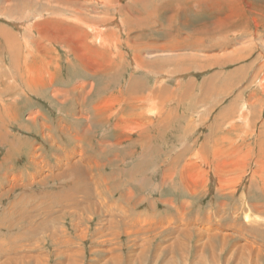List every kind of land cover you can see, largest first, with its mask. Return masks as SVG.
Wrapping results in <instances>:
<instances>
[{
    "label": "rangeland",
    "instance_id": "1",
    "mask_svg": "<svg viewBox=\"0 0 264 264\" xmlns=\"http://www.w3.org/2000/svg\"><path fill=\"white\" fill-rule=\"evenodd\" d=\"M136 1L0 0V176L16 179L0 178L11 189L0 193V264H68L72 252L71 264H264V0ZM205 24L204 50L141 48ZM190 52L195 61L176 60ZM79 84L74 105L54 94ZM20 142L33 144V173ZM72 164L78 179L42 187L27 175ZM52 189L67 214L45 196L22 203L25 190Z\"/></svg>",
    "mask_w": 264,
    "mask_h": 264
},
{
    "label": "bare ground",
    "instance_id": "2",
    "mask_svg": "<svg viewBox=\"0 0 264 264\" xmlns=\"http://www.w3.org/2000/svg\"><path fill=\"white\" fill-rule=\"evenodd\" d=\"M136 1V0H135ZM161 1H163V0H161ZM197 1H200V2H202V1H204V0H179V3L177 4V5H171V7L173 8V9H175V10H178L182 5H185V4H187L188 6H189V4H194L195 2H197ZM208 1V0H207ZM137 2V1H136ZM69 3V2H68ZM72 3V2H71ZM146 3H148V2H142V4L144 5V4H146ZM162 3V2H161ZM161 3H158L159 5L161 4ZM140 4V3H139ZM149 4H150V2H149ZM153 4V6H155V7H159V5L158 4H156V5H154V3H152ZM209 4V3H208ZM151 5V4H150ZM71 6V5H70ZM196 6H197V3H196ZM196 6H195V8H196ZM198 7V6H197ZM201 8L203 7L202 5L200 6ZM207 7V6H206ZM167 8V6L165 5V9ZM205 8V7H204ZM209 10V9H208ZM137 11V10H136ZM185 12V11H184ZM124 14H126V12L124 13ZM186 14V13H185ZM173 16V15H172ZM186 16V15H185ZM197 16V15H196ZM81 19V18H80ZM145 20L146 19H148V17L146 18V16H145V18H144ZM123 20V19H122ZM135 21V20H134ZM142 22L144 21L143 19L141 20ZM141 21H139V22H141ZM213 22H214V20H213ZM215 22H217L218 23V21H215ZM92 23V22H91ZM138 24V22L136 21L135 22V24ZM184 23V22H183ZM187 23H189V22H187ZM186 24V23H185ZM216 24V23H215ZM128 25H134V22H133V20H131L129 23H128ZM139 25V24H138ZM190 25V24H189ZM220 25V24H219ZM92 26V25H91ZM143 26V25H142ZM216 26H218V25H216ZM215 26V27H216ZM205 27H207L206 26V24L205 25H199V26H196V27H194V28H197V30L195 31V32H193L190 36H188V37H184V36H182L181 34H176V33H174V34H167L166 36H167V38H166V36H165V40L164 41H156V43L153 45V44H150L148 47H146V42L145 43H143V42H140V44L141 43H143L144 45L143 46H141V48L142 49H146V48H148V49H154V50H158V51H164V52H172V51H178V50H190V51H193V53H194V51H200V50H204V49H206V48H204V46H203V43H204V40H203V38H204V36H203V38L200 36V31L202 30V29H204ZM226 27V25H224V26H220V27H218V28H215V29H220L221 31H223L224 30V28ZM188 28V27H187ZM193 28V29H194ZM212 28H214V27H212ZM90 29H92V28H90ZM100 29H102V28H100ZM217 31V34H219V36L221 35L222 36V33H220V31H218V30H215V32ZM179 32H181V31H179ZM189 32H191V31H189ZM212 32H213V30H212ZM241 33V32H240ZM147 35V34H146ZM138 36V35H137ZM224 36V35H223ZM141 37V36H140ZM139 37V38H140ZM149 37V36H148ZM213 37V36H212ZM216 37V36H215ZM214 37V38H215ZM217 37H218V35H217ZM227 37V36H226ZM207 38V37H206ZM205 38V39H206ZM221 38V37H220ZM220 38L218 39V41L220 40ZM88 39V38H87ZM221 39H224V37H222ZM208 40V39H207ZM213 40V39H212ZM211 40V41H212ZM216 41V40H215ZM138 43V42H137ZM135 44H136V42H135ZM128 45V44H127ZM130 45V44H129ZM209 46V45H208ZM133 47V46H132ZM136 47H138L137 45H136ZM213 49H216V50H219V51H222V50H224V48L226 47V46H224L223 44H214L213 46H211ZM204 48V49H203ZM138 51H139V48H138ZM179 52V51H178ZM193 53H191L190 52V54L188 55V53L186 54V56H184V54H178V55H176V60H178L180 63H181V61H184V60H189V62H191V61H195V59H194V57H197V56H195V54H193ZM137 56V55H136ZM161 56V55H160ZM189 56V57H188ZM138 57V56H137ZM204 59V58H203ZM202 59V60H203ZM208 61L210 60V58H206ZM212 59V58H211ZM211 61V60H210ZM210 61H209V63H210ZM213 61H214V63L215 62H217V61H219V60H217L215 57L213 58ZM185 62V61H184ZM178 63V62H177ZM209 63H207V64H209ZM213 63V64H214ZM218 63V62H217ZM221 63V62H220ZM91 64V63H90ZM149 64V63H148ZM210 64H212V63H210ZM212 64V65H213ZM216 64V63H215ZM186 65V64H185ZM202 65H204V64H202ZM219 65V64H218ZM93 67H94V65H92ZM223 66V65H222ZM88 67V66H87ZM95 71V70H94ZM147 71V70H146ZM24 81V80H23ZM53 81H51V83H52ZM263 82H264V80H263ZM26 83V82H25ZM27 85V84H26ZM45 85V84H44ZM54 85V84H53ZM85 85H77V86H73V87H71V88H69V89H64V90H60V91H55L54 92V94H57L58 92H61L62 93V95L63 96H65L66 98H69V99H71V102H72V105H74L73 103L74 102H76V103H78L79 101H80V98H81V95L84 93V91H85V87H84ZM91 87H93L92 86V84H91ZM106 86H104V88H105ZM128 87V86H127ZM163 87V86H162ZM121 88V87H120ZM98 89V88H97ZM52 90V89H51ZM126 90H127V88H126ZM90 91V90H89ZM88 92V91H87ZM92 92V91H91ZM126 93V92H125ZM54 94H53V97L55 98V96H54ZM122 94H123V92H122ZM131 94V93H130ZM87 95H88V93H87ZM111 95V94H110ZM132 95V94H131ZM83 96V95H82ZM89 96V95H88ZM128 97V96H127ZM132 97V96H131ZM83 99V98H82ZM68 100V99H67ZM84 101V100H83ZM65 102V101H64ZM85 103V102H84ZM118 104V103H117ZM82 105V104H81ZM68 106V105H67ZM72 108V107H71ZM140 108V107H139ZM145 108V107H144ZM80 109V108H79ZM154 108H151V111L150 112H152V113H154ZM80 111V110H79ZM82 112V111H81ZM83 114V113H82ZM78 115V114H77ZM81 115V114H80ZM151 115V114H150ZM155 115V114H154ZM79 116V115H78ZM77 116V117H78ZM30 117V116H29ZM33 117V116H32ZM75 118V117H74ZM36 118L35 117H33V118H31L30 119V121H32L31 122V124L32 125H35L36 123H35V120ZM78 119V118H77ZM85 119V118H84ZM88 120V119H87ZM123 120V119H122ZM60 121V120H59ZM59 121H57V122H59ZM86 124V123H85ZM133 124V123H132ZM37 125V124H36ZM57 125H58V123H57ZM43 127V126H42ZM43 130V129H42ZM66 132V131H65ZM39 134V133H38ZM50 136H52L51 134H50V132H49V134H48V137L50 138ZM60 138H63V137H65L66 138V136H64V135H58ZM41 137V136H40ZM46 137V136H45ZM52 138V137H51ZM50 138V139H51ZM49 139V140H50ZM53 139V138H52ZM71 139H72V137H71ZM71 139H70V141H71ZM54 140V139H53ZM52 140V141H53ZM43 141V139H42V137H41V142ZM47 141V139H45V141L44 142H46ZM51 141V140H50ZM78 141H80V138H78ZM101 141V140H100ZM71 143V145L73 144V139H72V141L70 142ZM19 144V147H20V149L22 148V146L23 145H25V146H27V149H29L28 150V152H27V162H26V168H24L25 169V172H32L33 173V171L34 170H36L37 168H38V166H37V163H35V157H34V151H33V144L32 143H30V142H20V143H18ZM31 147V148H30ZM57 148V147H56ZM58 149L60 150V148L58 147ZM260 149H262V145L260 146ZM9 151H10V148H9ZM144 153V152H143ZM10 154V153H9ZM10 156H11V154L8 156V158H7V160H9L10 159ZM259 161V160H258ZM4 164H5V162H4ZM52 167V166H51ZM70 167V166H69ZM66 171V170H65ZM64 171V172H65ZM232 171V170H231ZM32 173H28L27 175L29 176V177H31V178H33V179H35V180H37V182H38V184H40V186H42V187H44L45 186V184L51 179V180H58V179H63V180H65V179H70L71 177L73 178V179H78L79 178V176H77V168L72 164V166H71V168H68V173L69 174H67V172H65V174L64 175H62V176H54V175H48V174H43V173H41L38 177H36L34 174H32ZM62 173V172H61ZM232 174V173H231ZM255 174V173H254ZM7 174L5 173V174H2L1 176H0V178H2L3 180H4V183L5 182H8V183H10V181L11 180H13L14 178H10V179H8L7 181H6V179H7V176H6ZM230 175V174H229ZM104 178V177H103ZM236 178V177H235ZM105 179V178H104ZM222 179V178H221ZM14 180H16V179H14ZM21 181V180H20ZM220 181V180H219ZM240 182V181H239ZM264 182V181H263ZM11 184H14V183H11ZM18 184V183H17ZM22 184H23V186H22ZM221 185V184H220ZM19 186H21L22 188H24V189H27L28 187H29V183L28 182H26V183H22V181H21V183H20V185ZM57 186V185H56ZM48 188V187H47ZM2 189V188H1ZM21 189V188H20ZM23 189V190H24ZM88 189H90L89 187H86V188H84V191L86 192V193H89L87 190ZM44 190H46V189H44ZM260 190H264V183L262 184V186L260 187ZM41 192H42V190H40ZM9 192H11V189H10V186H9V188L7 189V190H5V191H0V193H3V196L5 197V196H7V194L9 193ZM22 192H24V191H22ZM27 193H29V194H27ZM82 193V192H81ZM56 194H58V195H56ZM54 193L53 192V189H52V191L50 190V191H47V192H42V193H40L39 195H37V194H35L34 192H27L26 190H25V192L22 194H20V196H24V200H23V198H22V203L26 200L25 199V195H30V197L28 198V205L31 203H29V200H32V202H34V200H35V197H44L45 196V199L46 200H48V199H55V200H57L56 202H53V203H51V202H49V203H47V204H49L50 205V207H52V208H55V209H58L59 208V205H61L62 203H64L63 205H62V213H63V215L64 214H67L66 212H65V209H66V206H65V201L62 199V195H61V191L59 190V192H57V193ZM27 198V197H26ZM187 204V203H186ZM23 205H25V204H23ZM239 205V204H238ZM26 206V205H25ZM241 206V205H240ZM242 206L244 207V206H246V208L247 209H249V210H244L243 208H241V211H243L244 210V221L245 222H247L248 221V218L250 217V215L251 214H248L249 212H250V210H252L251 209V205H249L248 203H247V201H243V203H242ZM29 207V206H28ZM33 207V206H32ZM9 208V207H8ZM35 209V208H34ZM239 209V208H238ZM238 209H237V211H238ZM28 210V209H27ZM30 210V209H29ZM31 211V210H30ZM33 211V210H32ZM35 211V210H34ZM33 211V212H34ZM60 211V210H59ZM249 211V212H248ZM236 212V211H235ZM253 212V211H252ZM44 213V212H43ZM183 213V212H182ZM46 214V215H45ZM45 214H44V216H42V218H44V217H46L47 215H49L50 213H48V210H47V212H45ZM59 214H61L60 212H59ZM180 214V213H179ZM193 215V214H192ZM5 216V213H2V217H4ZM38 216V215H37ZM22 217H25L24 215H22ZM29 217H31L32 219H34V215L33 214H29ZM56 217V216H55ZM257 217H260V216H258L257 215ZM36 218V217H35ZM25 219V218H24ZM59 219V218H58ZM257 218L255 217V218H250V221H249V225H253V224H255V222L257 221L256 220ZM49 220V219H48ZM4 222V221H3ZM24 222H27V221H24ZM58 222V221H57ZM49 223V221H40V222H38V223H36L35 224V230H36V232L38 231V230H42V232H45V231H48L47 230V227H48V224ZM59 223V222H58ZM3 223L2 222H0V226L2 225ZM187 224H189L188 222H187ZM26 225V224H25ZM238 226H241V222H239L238 224H237ZM33 227H34V225H32V224H30L29 226H28V224H27V229H33ZM24 228V227H23ZM61 233H62V235L63 236H65V234H64V231H60V236H59V238L57 239V249H58V253L61 255L63 252H61V250H60V248L62 247V245L61 244H65L66 243V240L64 239V237L61 235ZM99 234V233H98ZM48 235V234H47ZM52 235H53V233H52ZM128 235H130V234H128ZM29 236H31V235H29ZM50 236L51 235H49V237H48V240H50L51 238H50ZM47 240V241H48ZM225 240H227L226 238H222V240L221 241H225ZM52 244V243H51ZM68 244H70L69 243V241L67 242V245ZM139 243L138 242H136V244L135 245H138ZM211 243H209V245H210ZM3 245H5V242L3 243ZM61 245V246H60ZM212 245V244H211ZM227 244H223V242L220 244V246L221 247H225ZM143 246V244H141V247ZM6 249V248H5ZM177 249H178V253H182L183 255H186V253L185 252H182L183 251V247L182 246H180V245H178L177 246ZM6 250H8V249H6ZM2 252H6V251H4V250H1ZM110 251L112 252V250H111V248H110ZM75 252V251H74ZM171 253H173V252H171ZM176 253V252H175ZM8 254V253H7ZM74 253L72 252V253H70V254H68L67 255V258H68V264H71L72 262H73V259L71 258V257H69V256H71V255H73ZM1 256V255H0ZM10 256V255H9ZM34 255H30V254H28V255H24V256H22V259L23 260H26V259H28V261H27V263H29L30 261L29 260H31V261H33L34 260V258H32L31 259V257H33ZM114 257V256H113ZM113 257L111 256V259H113ZM11 258V257H10ZM186 258H187V256H185V259H184V263H185V260H186ZM12 259V258H11ZM38 260V259H37ZM37 260H35V262H36V264H37ZM19 263L21 264L22 263V261L19 259ZM117 263V261L115 260V264ZM17 264H18V262H17ZM56 264H61V262L60 261H57L56 262Z\"/></svg>",
    "mask_w": 264,
    "mask_h": 264
}]
</instances>
